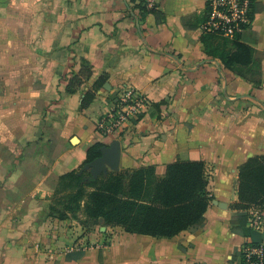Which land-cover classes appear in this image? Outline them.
<instances>
[{"label": "crops", "instance_id": "obj_1", "mask_svg": "<svg viewBox=\"0 0 264 264\" xmlns=\"http://www.w3.org/2000/svg\"><path fill=\"white\" fill-rule=\"evenodd\" d=\"M141 2L0 0V264H241L250 235L232 225L239 167L264 155V0L239 40L251 61L230 67L224 59L239 49L205 33L208 0H157L144 20L129 5ZM83 61L92 75L71 93ZM126 84L152 107L121 136H104L97 120ZM98 143L83 166L95 177L152 167L157 181L180 158L205 161L213 198L204 223L154 237L88 228L83 208L60 217V176Z\"/></svg>", "mask_w": 264, "mask_h": 264}, {"label": "trees", "instance_id": "obj_2", "mask_svg": "<svg viewBox=\"0 0 264 264\" xmlns=\"http://www.w3.org/2000/svg\"><path fill=\"white\" fill-rule=\"evenodd\" d=\"M252 1L249 14L251 23L256 11V0ZM129 5L134 10L138 8L140 20L158 11L157 4L148 7L146 0L138 5ZM251 23L245 25L244 29H248ZM205 33L217 34L210 31ZM242 33L237 32L233 38L239 52L228 60L224 59L228 67L233 63L248 64L251 61L254 49L239 42ZM91 75V66L83 61L80 71L70 78L68 91L76 92ZM104 82L105 78L99 79L94 88L86 93L82 108L92 103L96 91ZM100 147L99 143L91 146L87 159L79 169L60 176L55 202L62 204L64 211L52 206L53 210L60 213V217H66V211L77 212L83 208L86 215L84 225L88 228L103 222L108 226H121L130 233L154 237H174L204 223L213 198L208 189L205 161L180 158L168 164L165 176L157 181L152 167L109 172L107 176L95 177L83 166L100 155ZM238 197L239 201L234 205L237 214L232 225L234 231L246 229L250 235V240L245 242L239 253L241 264H246L248 248L259 247L264 242V230L256 231L248 226L250 208L264 204V155L252 156L240 165ZM256 258L257 255H252L251 260Z\"/></svg>", "mask_w": 264, "mask_h": 264}, {"label": "built area", "instance_id": "obj_3", "mask_svg": "<svg viewBox=\"0 0 264 264\" xmlns=\"http://www.w3.org/2000/svg\"><path fill=\"white\" fill-rule=\"evenodd\" d=\"M148 7L157 0H146ZM252 0H208L209 17L204 30L233 39L237 32L251 23ZM152 107L150 98L139 88L126 84L113 97L110 108L97 120V129L104 136H121L130 124L140 120ZM248 226L256 231L264 230V204L249 210ZM252 255L257 258L251 260ZM246 264H264V242L259 247L248 248Z\"/></svg>", "mask_w": 264, "mask_h": 264}, {"label": "rangeland", "instance_id": "obj_4", "mask_svg": "<svg viewBox=\"0 0 264 264\" xmlns=\"http://www.w3.org/2000/svg\"><path fill=\"white\" fill-rule=\"evenodd\" d=\"M82 208V207H81Z\"/></svg>", "mask_w": 264, "mask_h": 264}, {"label": "water", "instance_id": "obj_5", "mask_svg": "<svg viewBox=\"0 0 264 264\" xmlns=\"http://www.w3.org/2000/svg\"><path fill=\"white\" fill-rule=\"evenodd\" d=\"M98 163V162H97Z\"/></svg>", "mask_w": 264, "mask_h": 264}]
</instances>
